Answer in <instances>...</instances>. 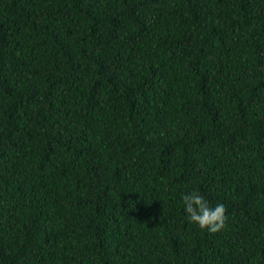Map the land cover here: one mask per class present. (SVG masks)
<instances>
[{"label": "trees", "instance_id": "16d2710c", "mask_svg": "<svg viewBox=\"0 0 264 264\" xmlns=\"http://www.w3.org/2000/svg\"><path fill=\"white\" fill-rule=\"evenodd\" d=\"M0 264H264V0H0Z\"/></svg>", "mask_w": 264, "mask_h": 264}, {"label": "clouds", "instance_id": "9594fccd", "mask_svg": "<svg viewBox=\"0 0 264 264\" xmlns=\"http://www.w3.org/2000/svg\"><path fill=\"white\" fill-rule=\"evenodd\" d=\"M187 219L193 225L210 233H218L226 225V207L221 204L211 206L209 201L196 191L182 196Z\"/></svg>", "mask_w": 264, "mask_h": 264}]
</instances>
